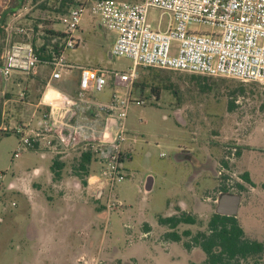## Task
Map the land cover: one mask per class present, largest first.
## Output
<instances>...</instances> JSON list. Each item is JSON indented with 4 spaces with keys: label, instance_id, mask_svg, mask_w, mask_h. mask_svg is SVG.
<instances>
[{
    "label": "rangeland",
    "instance_id": "374dc122",
    "mask_svg": "<svg viewBox=\"0 0 264 264\" xmlns=\"http://www.w3.org/2000/svg\"><path fill=\"white\" fill-rule=\"evenodd\" d=\"M57 1L27 0L9 16V28L0 36V55L12 42H31L37 48L50 45L51 36L40 26L45 20L49 22L45 27L58 32L63 28L61 14L53 11ZM11 2L0 0V13ZM160 13L149 9L147 18L153 27L159 19L165 26L168 16ZM96 22L84 13L79 24L82 31L74 35L80 37L94 29L96 38L93 32L82 37L87 45L74 54L68 51L67 56H75L86 67L127 71L130 59L109 55L115 33L98 29ZM16 28H23L24 33H16ZM196 28L209 30L205 25ZM44 66L39 64L32 74L13 75L9 80L0 76V264H199L205 255L191 236L205 231L223 187L240 196L236 220L244 238L263 240L264 84L137 67L132 96L144 102L129 105L124 145L130 157L123 161L124 180L112 190L117 205L108 209L105 197L96 199L95 189L82 183L85 176L75 172L76 154L65 156L59 177L49 170L50 156L24 151L13 158L18 142L13 130L24 125L31 111L25 105L29 93L37 98L44 90L40 82H31L34 73L43 72L46 79L50 69ZM73 79L54 80L52 85L70 92ZM105 79L103 90L93 95L96 101H107L114 88L112 78L105 75ZM228 147H235L236 152L225 161ZM87 168L89 174H99L94 162ZM75 175L79 190L67 184ZM147 177L150 191L144 194L142 184ZM26 187L38 196L42 208L58 214L55 219L61 234L57 232L59 243L51 252L40 253V246L33 242L36 221L34 216L31 219L28 200L34 195ZM180 202L186 203L184 210ZM76 212L85 216L76 219ZM180 212L193 216L195 223L179 224L175 231L180 240L175 242L164 236L169 229L158 218ZM82 224L88 225L83 235L68 230ZM186 231L190 236L184 235ZM62 239L68 247L61 245ZM83 239L88 246L81 247Z\"/></svg>",
    "mask_w": 264,
    "mask_h": 264
},
{
    "label": "built area",
    "instance_id": "2783aa9c",
    "mask_svg": "<svg viewBox=\"0 0 264 264\" xmlns=\"http://www.w3.org/2000/svg\"><path fill=\"white\" fill-rule=\"evenodd\" d=\"M149 9L168 16L165 26L159 19L153 27L147 18ZM84 13L115 33L110 55L130 59L127 71H105L67 60L66 51L77 45L74 34ZM59 22L63 36L47 52L48 58L41 59L30 42H12L3 51L0 76L4 80L29 74L39 64L50 68L39 102L45 109L34 126L14 128L18 142L13 158L24 151L53 157L90 154L99 174L92 173L87 182L95 189L96 199L105 197L108 209L117 205L114 185L125 178L123 145L129 105L144 102L132 96L137 67L264 84V0H79L60 15ZM201 25L209 30L196 28ZM16 33L24 29L16 28ZM75 70L78 81L72 94L52 87V81L67 79ZM105 75L112 78L114 88L107 101H96L93 95L103 90ZM227 151L225 161L234 157L236 148Z\"/></svg>",
    "mask_w": 264,
    "mask_h": 264
},
{
    "label": "trees",
    "instance_id": "16d2710c",
    "mask_svg": "<svg viewBox=\"0 0 264 264\" xmlns=\"http://www.w3.org/2000/svg\"><path fill=\"white\" fill-rule=\"evenodd\" d=\"M10 5L6 6L2 14H0V36L5 35L6 20L27 0H10ZM36 1V0H32ZM79 4V0H58L57 5L53 8L58 14H64L69 8ZM41 9L45 11V5H41ZM48 21L43 20L40 27L44 33H46L50 40L56 41L63 36L61 31H55L51 27H45ZM55 46V45H54ZM41 59L48 58L45 45L36 49ZM157 68H154L156 70ZM157 97L158 93L156 89L151 90ZM142 90H140L139 96ZM9 133L3 136H8ZM93 162V158L90 154H81L78 160V166L75 168L76 172L80 176H87L89 173L87 165ZM54 168L57 171L53 172L54 177L59 176L58 170L62 167H57V162L53 160ZM244 179L249 181L247 175L244 174ZM261 188L264 189V182L261 184ZM228 190L222 188L221 193H226ZM158 222L162 226L168 227L169 231L164 234L168 239L175 242L180 240V235L175 231L179 224H194L195 219L193 216L180 212L167 217H159ZM185 236H190L189 232H184ZM192 242L198 246L205 255V260L199 264H264V233L263 240H248L244 238V231L238 224L236 217L225 216L217 213H213L206 224L205 231L197 232L191 236ZM187 248L189 247L186 244ZM196 264V263H190Z\"/></svg>",
    "mask_w": 264,
    "mask_h": 264
},
{
    "label": "crops",
    "instance_id": "0c3cea01",
    "mask_svg": "<svg viewBox=\"0 0 264 264\" xmlns=\"http://www.w3.org/2000/svg\"><path fill=\"white\" fill-rule=\"evenodd\" d=\"M6 8V7H5ZM4 8V9H5ZM2 12H3V10L1 11V13L0 14H2ZM89 15V14H88ZM90 16V15H89ZM90 18H92L91 16H90ZM96 20V19H95ZM97 21V20H96ZM7 24V23H6ZM96 25H97V28L98 29H100V30H102V31H107V30H105L104 28H102L99 24H98V21L96 22ZM6 28H9V26H8V24H7V27ZM78 29L80 30V32L82 31V29L81 28H79V26H78ZM77 29V30H78ZM60 31H62V29L60 30ZM77 32V31H76ZM91 32H93L94 33V37L96 38V35H95V31H94V29H92V30H90V31H88V32H86L87 34L86 35H80V37L79 36H76V39H77V45H76V47H75V49H73V50H68V51H70L71 52V54L73 53H75L76 52V50L77 49H79L80 47H81V49L83 48V47H85L86 45H87V43L86 42H84L83 41V43H82V37H86L88 34H90ZM114 37H115V35L113 36V40H114ZM113 40H112V43H113ZM50 45H45V48H46V50H47V52L48 53H50L52 50H54L53 48L55 47V46H58L59 45V43H60V41L59 40H57L56 41V44H55V39H53V40H50ZM31 43V42H30ZM112 43L110 44V49H111V46H112ZM32 44V43H31ZM33 45V44H32ZM55 45V46H54ZM34 46V45H33ZM34 48L35 49H37V47H35L34 46ZM110 49H109V51H110ZM3 51H4V49L2 50V52H1V55H0V59H1V62H2V54H3ZM68 51H66V53L68 52ZM65 53V55H66V58H67V60L69 61V62H71V63H73V64H75V65H80V66H84V65H82V64H79V63H77L78 61V59L75 57V56H73L72 57V59H70L69 58V56H67V54ZM109 55H110V52H109ZM0 65H1V63H0ZM41 65H43L44 66V64H41ZM44 67H47L46 65L44 66ZM49 68V67H48ZM50 69V68H49ZM42 71V70H41ZM34 73V72H33ZM31 74H32V72H31ZM49 75H50V70H49V73H48V76L46 77V79H45V77H44V73L43 72H40V73H34L33 74V78L31 79V82H33V84L34 83H39V84H42V86H44V90L42 91V93H40L39 95H37V98H35L34 96H33V92L31 91L30 93H29V95H28V100H27V102H25L26 104V106H28L29 107V109L31 110V111H29V113L28 114H26V118L28 119H25V121H23L22 122V124H27V123H30L32 126H34L37 122H38V118H39V114H40V112H41V110H43V109H45L43 106H40V104H39V102H40V100H41V97H42V94L44 93V91H45V88H46V85H47V83L49 82ZM20 76V75H19ZM74 77V79H73V81H74V87H72V89H71V91L70 92H68V91H66L65 90V92L61 89H59L57 86H55V85H52V87H54L55 89H57V90H59L61 93H63V94H72L74 91H75V88H76V85H77V81H78V72H77V70H75L74 72H72V74H71V76L70 77ZM70 77H68V78H70ZM67 78V79H68ZM38 81V82H37ZM52 83V82H51ZM25 96H26V93H25ZM27 97V96H26ZM32 152H35V153H38V154H40L41 156H45V155H47V156H50V160H51V162H50V166H49V170L51 171V173L52 174H54L53 172H55V171H57V168L56 169H52V167L54 168V165H53V160H55V162H57L56 163V165H58L57 167H62L63 168V166H64V159H65V157H53V156H51L50 154H48V153H43V152H38V151H32ZM123 152H124V154H125V159L126 158H129L130 157V152H129V148H128V146H125V145H123ZM72 155V154H71ZM77 155V154H76ZM77 157H78V159H77V162H78V160H79V156L77 155ZM77 166H78V164H77ZM61 168V169H62ZM76 168V167H75ZM61 169L60 170H58V172H59V175H60V171H61ZM39 172V170H36V173H38ZM75 172H76V170H75ZM91 176V174H89V175H87V176H85V178L84 179H82V183L83 184H87V186H86V188L87 189H92V186L91 185H89V183L87 182V180L89 179V177ZM59 177V176H58ZM74 179L73 180H71V182H67V184L68 185H71V187L72 188H75L76 190H79V181L77 180V175H75L74 177H73ZM144 183V182H143ZM65 184H66V182H65ZM142 186H143V184H142ZM10 187V186H9ZM28 189V190H27ZM26 190L28 191V193L29 192H31V195H34V194H32V189L31 188H28V187H26ZM194 196V195H193ZM36 197H38L37 195H34L33 197L31 196V198L28 200L29 201V204H30V206H31V210H32V212H31V219H33V216L35 217V229H36V232H35V236H34V243H37V245L38 246H40L39 248H40V253H43V251L44 250H48L49 249V251L48 252H51L52 251V247H54V246H57L58 245V240H57V234L58 233H60V232H58L57 231V227H58V223H57V221H58V219L56 220L55 218V216L56 215H58V214H52V213H50V212H48L47 210H45V208H42L43 206L42 205H39V203H38V201H37V198ZM195 199V198H194ZM82 202L83 201H81V203L80 202H78L80 205V207L82 208ZM179 206H180V208L181 209H185V205H186V203L185 202H180L179 204H178ZM167 214H171V213H167ZM74 216V218H76V219H82V217H84L85 215H82V214H78L77 212L76 213H74L73 214ZM67 216V215H66ZM61 219H62V217H61ZM52 220H56L55 222H52ZM32 221V220H31ZM87 228H88V225H86V224H82V225H80V226H78L77 228H75L74 230L73 229H69L68 228V230L69 231H71V232H75V233H77L78 235H83L84 234V232H86L87 231ZM58 232V233H57ZM61 234V233H60ZM29 238V237H28ZM59 241H61L60 243H61V245L62 246H67L68 247V243H66V241H64L63 239L62 240H59ZM80 245H81V247H86V246H88L89 244H88V242H86L84 239L82 240V241H80ZM45 253H47V252H45Z\"/></svg>",
    "mask_w": 264,
    "mask_h": 264
},
{
    "label": "water",
    "instance_id": "95a60500",
    "mask_svg": "<svg viewBox=\"0 0 264 264\" xmlns=\"http://www.w3.org/2000/svg\"><path fill=\"white\" fill-rule=\"evenodd\" d=\"M144 194L150 191V177H147L142 186ZM240 196L233 193H221L216 200L215 213L225 216H234L238 212Z\"/></svg>",
    "mask_w": 264,
    "mask_h": 264
}]
</instances>
